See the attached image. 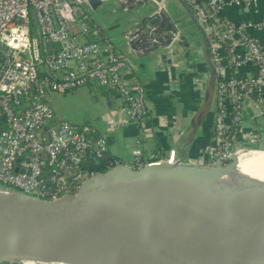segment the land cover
<instances>
[{
    "label": "built area",
    "instance_id": "1",
    "mask_svg": "<svg viewBox=\"0 0 264 264\" xmlns=\"http://www.w3.org/2000/svg\"><path fill=\"white\" fill-rule=\"evenodd\" d=\"M185 1L208 36L217 74L216 143L205 165H226L239 150L262 149L257 138L241 142L240 131L247 99L255 98L264 112V49L248 32L264 29V20L233 22L225 7L230 3L249 14L260 0ZM89 13L82 0H0V185L54 200L76 194L100 172L86 160L102 159L107 138L93 128L57 121L51 92L111 90L123 99L128 121L150 114L144 85L129 75L132 63L113 41L102 34L85 40L72 34V25L81 33L97 31ZM149 161L139 155L114 158L108 169Z\"/></svg>",
    "mask_w": 264,
    "mask_h": 264
},
{
    "label": "water",
    "instance_id": "2",
    "mask_svg": "<svg viewBox=\"0 0 264 264\" xmlns=\"http://www.w3.org/2000/svg\"><path fill=\"white\" fill-rule=\"evenodd\" d=\"M82 1L95 11L105 0ZM152 1L159 7L124 34L129 52L160 57L161 52L173 53L184 39L164 0L115 3L133 9ZM179 1L206 41L216 136L217 74L210 42L188 3ZM78 102L71 122L96 129L105 137V117L95 101ZM153 159L138 168L121 163L97 172L76 194L54 200L0 185V256L65 264H264V195L247 198L237 206L187 192L172 195L163 191L155 195L157 200L134 196L158 186L219 179L238 166L236 153L226 165ZM0 264L20 263L2 259Z\"/></svg>",
    "mask_w": 264,
    "mask_h": 264
},
{
    "label": "crops",
    "instance_id": "3",
    "mask_svg": "<svg viewBox=\"0 0 264 264\" xmlns=\"http://www.w3.org/2000/svg\"><path fill=\"white\" fill-rule=\"evenodd\" d=\"M164 2L184 39L173 53L161 52L160 57L129 52L124 34L136 21L159 7L153 1L149 5L126 9L115 0H105L102 6L89 13L97 31L81 33L76 25L71 26L72 34L79 40L94 39L102 34L113 41L116 50L132 63L129 75L144 85L150 114L138 122H130L125 117L124 101L115 92L90 86L76 91L84 102L93 99L104 115L109 155L126 160L139 155L145 160L155 156L205 164L216 143L213 85L206 41L179 0ZM225 14L233 22L264 20V0H260L256 12L249 14L228 3ZM248 32L264 49V29L250 28ZM62 119L57 114V121ZM240 135L243 143L257 138L258 147L264 149V120L253 97L245 101Z\"/></svg>",
    "mask_w": 264,
    "mask_h": 264
},
{
    "label": "bare ground",
    "instance_id": "4",
    "mask_svg": "<svg viewBox=\"0 0 264 264\" xmlns=\"http://www.w3.org/2000/svg\"><path fill=\"white\" fill-rule=\"evenodd\" d=\"M239 159L238 166L227 175L196 185L182 184L176 186L154 187L136 194L137 198L147 197L157 200L163 191L170 194L194 193L203 195L215 201H225L231 206H237L247 198L264 195V151L239 150L236 152ZM2 259L16 260L20 264H65L35 257L5 256Z\"/></svg>",
    "mask_w": 264,
    "mask_h": 264
},
{
    "label": "rangeland",
    "instance_id": "5",
    "mask_svg": "<svg viewBox=\"0 0 264 264\" xmlns=\"http://www.w3.org/2000/svg\"><path fill=\"white\" fill-rule=\"evenodd\" d=\"M32 27L34 26L31 20ZM81 94L78 91L74 92H51L49 94L50 105L64 120L72 121V110L78 105V99L81 100Z\"/></svg>",
    "mask_w": 264,
    "mask_h": 264
},
{
    "label": "trees",
    "instance_id": "6",
    "mask_svg": "<svg viewBox=\"0 0 264 264\" xmlns=\"http://www.w3.org/2000/svg\"><path fill=\"white\" fill-rule=\"evenodd\" d=\"M99 136V134H96ZM115 157L109 155L108 151H106L99 161H95L92 158H88L86 160V165L90 167V169L95 171H106L108 169V163L110 160H113Z\"/></svg>",
    "mask_w": 264,
    "mask_h": 264
}]
</instances>
